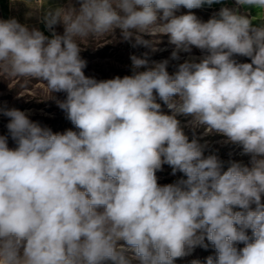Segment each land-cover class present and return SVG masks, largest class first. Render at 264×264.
<instances>
[{"label":"clouds","instance_id":"1","mask_svg":"<svg viewBox=\"0 0 264 264\" xmlns=\"http://www.w3.org/2000/svg\"><path fill=\"white\" fill-rule=\"evenodd\" d=\"M77 2L78 9L72 0L47 8L51 38L0 20V76L40 79L50 93H66L57 104L77 129L53 133L24 111L0 109L16 145L0 135V264H174L207 248L205 240L217 254L206 264H264V23L239 8L207 22L191 12L221 0ZM236 4L264 9V0ZM181 7L189 12L177 16ZM117 29L134 47L156 51L158 41L143 37L168 35L177 50L207 55L174 74L167 60L149 67L145 54L130 57L134 70L147 69L131 76H86L82 42ZM178 116L241 146L251 167L223 170ZM165 164L187 179L160 185Z\"/></svg>","mask_w":264,"mask_h":264},{"label":"rangeland","instance_id":"2","mask_svg":"<svg viewBox=\"0 0 264 264\" xmlns=\"http://www.w3.org/2000/svg\"><path fill=\"white\" fill-rule=\"evenodd\" d=\"M72 3L77 9L79 8L77 0H72ZM188 12V9L181 7L175 14L179 16ZM191 12L202 22H207L219 13L217 10L202 9H192ZM55 32L62 35L64 33V26L59 24ZM143 38L145 40H157V50L152 51L151 48L143 45L134 47L135 38L131 41L123 40L119 29L113 35L90 38L83 41L80 56L86 61V67L83 69L84 74L97 80L113 79L117 76L121 78L126 75L131 76L134 71H144L147 69L140 68L134 70L130 57L135 55L144 58L145 54H147L149 67H151L153 62L167 60V71L169 74H174L178 70L179 64L193 60L200 62L207 55L206 52L195 47H192L190 52L183 49L177 50L175 45L169 42L168 35H158L156 37L145 35ZM174 51L177 52L176 58L172 56ZM234 59L239 63H251V59L244 56H235ZM64 99H66V93H50L46 82L40 79L0 76V109L15 108L24 111L31 121L39 123L42 127L51 129L53 133H63L68 129L77 130L71 121L67 119L66 113L58 107L57 101H63ZM157 102L161 103L164 113L170 114L167 106L162 101L158 99ZM9 119V117L0 112V135L8 137V146L14 148L16 146L15 142L12 140L7 129ZM177 119L180 120L181 126L184 128V132L189 140L191 141L193 138H196L202 145H206L203 153L204 156L216 155L222 162L223 170L226 171L232 162H239L244 166L251 167V156L242 154L241 146L225 143V137L216 133H207L203 127L194 129L189 123L192 119L190 116H178ZM156 175L160 185L187 179L181 172L173 175L171 167L166 164L163 166V170L158 171ZM262 202H264V197H262ZM252 207L255 208V205H252ZM205 243L208 245L207 248L198 246L189 255L177 258L174 264H192L194 260L200 261L201 264H206L208 256H216L217 254L211 243L207 240H205ZM243 246V244L237 245L238 248H242ZM105 264H111V262L107 261ZM133 264H139V262L134 261Z\"/></svg>","mask_w":264,"mask_h":264},{"label":"crops","instance_id":"3","mask_svg":"<svg viewBox=\"0 0 264 264\" xmlns=\"http://www.w3.org/2000/svg\"><path fill=\"white\" fill-rule=\"evenodd\" d=\"M67 3L68 0H0V20L15 18L19 23L27 25L30 30L38 29L51 38L52 32L46 27L43 19L45 11L49 7L66 6ZM41 6L43 8L39 9ZM224 7L239 8L240 14L248 16L256 26L264 23V20H261L264 18V9L254 6H238L236 0H221L220 3H213L211 6L205 4L196 9L220 11Z\"/></svg>","mask_w":264,"mask_h":264},{"label":"built area","instance_id":"4","mask_svg":"<svg viewBox=\"0 0 264 264\" xmlns=\"http://www.w3.org/2000/svg\"><path fill=\"white\" fill-rule=\"evenodd\" d=\"M52 32V31H51Z\"/></svg>","mask_w":264,"mask_h":264}]
</instances>
